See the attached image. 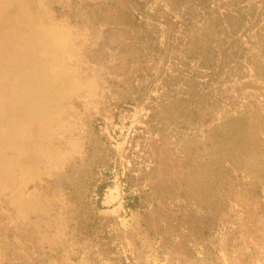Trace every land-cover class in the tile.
Segmentation results:
<instances>
[{
	"label": "rangeland",
	"instance_id": "rangeland-1",
	"mask_svg": "<svg viewBox=\"0 0 264 264\" xmlns=\"http://www.w3.org/2000/svg\"><path fill=\"white\" fill-rule=\"evenodd\" d=\"M138 1L0 0V264H264V0Z\"/></svg>",
	"mask_w": 264,
	"mask_h": 264
},
{
	"label": "trees",
	"instance_id": "trees-1",
	"mask_svg": "<svg viewBox=\"0 0 264 264\" xmlns=\"http://www.w3.org/2000/svg\"><path fill=\"white\" fill-rule=\"evenodd\" d=\"M137 3L142 4L140 1L135 0ZM126 15V14H124ZM125 21V20H124ZM228 119H236L235 117L230 116ZM232 122H226V131L225 135L220 137L217 141V147L214 149L213 157L215 164L217 165L213 168V181H212V189L217 190V193H214L212 199V205L215 207H220L219 205H215V203L219 200L218 194L221 190L230 191L239 188V193H244V197L247 200H253L259 194V188L262 183L261 178L264 176V166L263 169H260L262 162L257 164V171L255 175H249L245 170V164L247 163L245 160L242 162L237 160L239 154L243 155L247 152L253 153L259 150L261 142L264 143V139L260 138L257 135H254L251 139V142L246 143V129L241 124H231ZM240 125V126H239ZM258 124H254L252 128H258ZM222 141V143H220ZM223 144L225 145L224 150H222ZM260 144V145H259ZM245 147V149H244ZM251 148V151L249 149ZM241 150L237 152L236 150ZM183 160L182 168L184 169V190H182V195L184 197H189L192 195V189L189 188V184L186 180L192 181L195 175V168L193 165V157L190 151L187 149H182V157ZM264 164V163H263ZM251 165V164H250ZM188 169L186 170V168ZM237 175H234V174ZM211 178V176H210ZM238 180V181H235ZM205 181H209V179H205ZM105 186L101 185L98 188L99 198L101 197L102 191ZM247 192V194H245ZM238 193V192H237ZM192 199V197L190 196ZM214 211V216H211L209 213V219H212V223L216 224L217 219L219 218L222 208L218 209V211ZM203 212H208L207 209H203Z\"/></svg>",
	"mask_w": 264,
	"mask_h": 264
}]
</instances>
